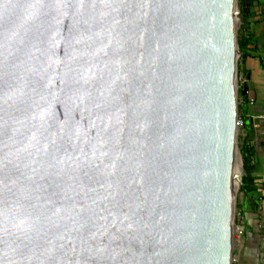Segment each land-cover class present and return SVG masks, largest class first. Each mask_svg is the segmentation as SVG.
I'll use <instances>...</instances> for the list:
<instances>
[{"label": "water", "instance_id": "1", "mask_svg": "<svg viewBox=\"0 0 264 264\" xmlns=\"http://www.w3.org/2000/svg\"><path fill=\"white\" fill-rule=\"evenodd\" d=\"M247 12L0 0V264H232Z\"/></svg>", "mask_w": 264, "mask_h": 264}, {"label": "crops", "instance_id": "2", "mask_svg": "<svg viewBox=\"0 0 264 264\" xmlns=\"http://www.w3.org/2000/svg\"><path fill=\"white\" fill-rule=\"evenodd\" d=\"M243 8L248 12L243 16L245 48L238 77L242 87L248 86V95L239 98L238 116L244 128L238 140L242 159L243 149L249 150L253 181L236 194L232 264H264V120L260 119L264 115V0L249 8L244 0Z\"/></svg>", "mask_w": 264, "mask_h": 264}, {"label": "trees", "instance_id": "3", "mask_svg": "<svg viewBox=\"0 0 264 264\" xmlns=\"http://www.w3.org/2000/svg\"><path fill=\"white\" fill-rule=\"evenodd\" d=\"M244 3V0H241V4ZM238 45L241 51L244 50L245 45L243 44L242 40L238 37ZM244 100V99H243ZM244 154H243V169H244V176L242 178L243 186L241 187L240 190H245L249 187V184L253 181L251 177V167L249 166V150H246L245 148Z\"/></svg>", "mask_w": 264, "mask_h": 264}, {"label": "bare ground", "instance_id": "4", "mask_svg": "<svg viewBox=\"0 0 264 264\" xmlns=\"http://www.w3.org/2000/svg\"><path fill=\"white\" fill-rule=\"evenodd\" d=\"M237 154H238V150L236 148V157H235V164H234V169H233V177H236V180L233 183V188H234L235 194H236V188L239 186V183H240V179L237 180V178L242 173L241 160ZM233 230H234V226H233Z\"/></svg>", "mask_w": 264, "mask_h": 264}, {"label": "rangeland", "instance_id": "5", "mask_svg": "<svg viewBox=\"0 0 264 264\" xmlns=\"http://www.w3.org/2000/svg\"><path fill=\"white\" fill-rule=\"evenodd\" d=\"M238 82H239V85H240V80L238 79ZM240 131H241V129L238 131V137H239V133H240ZM238 148H237V150H238V157L240 158V160H241V169H242V173L238 176V178H237V180H239L240 179V177H242L243 178V176H244V169H243V162H242V155H241V150H240V146H239V140H238V146H237ZM241 188V187H240ZM240 188H239V186L236 188V194H238L239 192H240ZM234 239H235V234H234Z\"/></svg>", "mask_w": 264, "mask_h": 264}, {"label": "built area", "instance_id": "6", "mask_svg": "<svg viewBox=\"0 0 264 264\" xmlns=\"http://www.w3.org/2000/svg\"><path fill=\"white\" fill-rule=\"evenodd\" d=\"M260 119H263V120H264V115L261 116ZM236 123H237L236 125H237L238 130L244 128V121H243V119H241L239 116H238V118H237V122H236ZM235 231H236V230H235ZM235 231H234V232H235ZM237 231H238V229H237ZM238 233H239V234H242V231L239 230Z\"/></svg>", "mask_w": 264, "mask_h": 264}]
</instances>
